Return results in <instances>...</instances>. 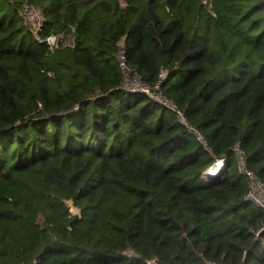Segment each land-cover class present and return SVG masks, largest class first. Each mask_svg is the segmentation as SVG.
Returning a JSON list of instances; mask_svg holds the SVG:
<instances>
[{
    "label": "trees",
    "instance_id": "obj_1",
    "mask_svg": "<svg viewBox=\"0 0 264 264\" xmlns=\"http://www.w3.org/2000/svg\"><path fill=\"white\" fill-rule=\"evenodd\" d=\"M24 1L0 0V264H264L234 149L264 183V0H27L38 34ZM119 48L189 127L120 88Z\"/></svg>",
    "mask_w": 264,
    "mask_h": 264
},
{
    "label": "built area",
    "instance_id": "obj_2",
    "mask_svg": "<svg viewBox=\"0 0 264 264\" xmlns=\"http://www.w3.org/2000/svg\"><path fill=\"white\" fill-rule=\"evenodd\" d=\"M167 1V0H162ZM206 3V0L203 1ZM22 17L26 25L36 34H38L42 29L43 16L39 9L30 4L27 0L23 2L21 9ZM39 41L43 43L47 50L51 53L60 50L62 48H73L76 44V31L74 26H69L67 30L50 33L43 37H38ZM116 59L122 75V83L120 88L131 93H141L150 96L152 99L158 101L159 103L165 105L171 110L176 112L177 119L180 123L188 126L183 114L175 108V106L168 101L161 93L160 87L163 79L166 76V71L161 70L158 74L157 81L153 86H149L144 83L136 72L132 71L126 63L125 53L122 48H119L116 53ZM189 127V126H188ZM195 132V131H194ZM197 139L204 142L201 136L196 132ZM238 171L247 179L248 181V191L245 195V199L250 203L264 209V183H262L256 175L246 167L245 157L238 146L234 147ZM226 159L220 158L215 161L203 174V179L207 180L210 176H217L221 169L225 166ZM217 167V172L214 174L211 169ZM34 264L36 262L34 261ZM148 264H154L153 261Z\"/></svg>",
    "mask_w": 264,
    "mask_h": 264
},
{
    "label": "rangeland",
    "instance_id": "obj_3",
    "mask_svg": "<svg viewBox=\"0 0 264 264\" xmlns=\"http://www.w3.org/2000/svg\"><path fill=\"white\" fill-rule=\"evenodd\" d=\"M70 211H71L72 213H78V210H77L76 208H74V207H71V208H70Z\"/></svg>",
    "mask_w": 264,
    "mask_h": 264
},
{
    "label": "bare ground",
    "instance_id": "obj_4",
    "mask_svg": "<svg viewBox=\"0 0 264 264\" xmlns=\"http://www.w3.org/2000/svg\"><path fill=\"white\" fill-rule=\"evenodd\" d=\"M217 169L218 168L215 166L214 168L211 169V172L215 174L217 172Z\"/></svg>",
    "mask_w": 264,
    "mask_h": 264
}]
</instances>
